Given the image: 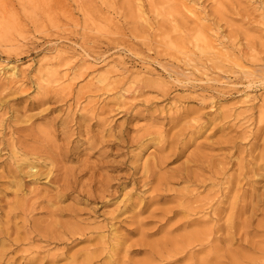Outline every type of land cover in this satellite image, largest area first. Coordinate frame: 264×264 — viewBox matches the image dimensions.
Instances as JSON below:
<instances>
[{"label":"rangeland","instance_id":"1","mask_svg":"<svg viewBox=\"0 0 264 264\" xmlns=\"http://www.w3.org/2000/svg\"><path fill=\"white\" fill-rule=\"evenodd\" d=\"M262 152L264 0H0V264H264Z\"/></svg>","mask_w":264,"mask_h":264},{"label":"bare ground","instance_id":"2","mask_svg":"<svg viewBox=\"0 0 264 264\" xmlns=\"http://www.w3.org/2000/svg\"><path fill=\"white\" fill-rule=\"evenodd\" d=\"M260 157H261L262 161H264V152L260 153ZM256 166H257V168H261V167H264V164L258 165V163H257ZM31 168H33V167H31ZM215 173H217V171ZM234 226L236 227L235 223H234ZM230 228H233V226H230Z\"/></svg>","mask_w":264,"mask_h":264}]
</instances>
